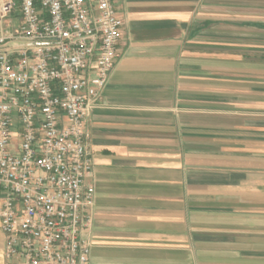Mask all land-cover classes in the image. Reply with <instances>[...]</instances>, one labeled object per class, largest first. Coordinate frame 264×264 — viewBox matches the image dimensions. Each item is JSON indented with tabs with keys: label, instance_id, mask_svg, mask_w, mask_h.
Instances as JSON below:
<instances>
[{
	"label": "crops",
	"instance_id": "1",
	"mask_svg": "<svg viewBox=\"0 0 264 264\" xmlns=\"http://www.w3.org/2000/svg\"><path fill=\"white\" fill-rule=\"evenodd\" d=\"M113 2L91 264H264V0Z\"/></svg>",
	"mask_w": 264,
	"mask_h": 264
},
{
	"label": "built area",
	"instance_id": "2",
	"mask_svg": "<svg viewBox=\"0 0 264 264\" xmlns=\"http://www.w3.org/2000/svg\"><path fill=\"white\" fill-rule=\"evenodd\" d=\"M113 0H0L5 264H91L89 115L118 58Z\"/></svg>",
	"mask_w": 264,
	"mask_h": 264
}]
</instances>
